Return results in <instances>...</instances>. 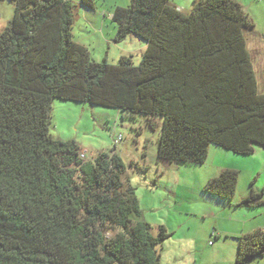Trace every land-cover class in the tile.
<instances>
[{
    "label": "trees",
    "instance_id": "16d2710c",
    "mask_svg": "<svg viewBox=\"0 0 264 264\" xmlns=\"http://www.w3.org/2000/svg\"><path fill=\"white\" fill-rule=\"evenodd\" d=\"M12 1L0 30V264H159L171 231L151 233L118 155L81 158L74 139L50 134L51 101L159 119V159L202 163L211 143L250 154L264 148V92L245 38L252 19L236 0H193L187 13L169 0H129L112 10L114 41L133 34L146 46L137 63L129 54L109 62L72 38V0ZM79 2L94 9L96 0ZM237 176L224 167L202 189L229 200ZM262 204L252 181L236 202ZM236 239L233 264L264 254V229Z\"/></svg>",
    "mask_w": 264,
    "mask_h": 264
},
{
    "label": "rangeland",
    "instance_id": "374dc122",
    "mask_svg": "<svg viewBox=\"0 0 264 264\" xmlns=\"http://www.w3.org/2000/svg\"><path fill=\"white\" fill-rule=\"evenodd\" d=\"M72 2L75 3L72 38L82 41L93 59L105 57L115 62L123 52L131 53L134 63L139 61L143 40L128 34L121 41H114L113 22L104 19L110 10L107 6L101 4L98 10H93L82 6L79 0ZM12 12L13 1L0 0V30ZM247 12L254 27L245 32L246 47L259 89L263 91L264 5L250 7ZM122 113L115 107L53 98L49 132L54 138L74 139L85 150V159H93L100 152L115 153L121 158L124 164L121 180L124 185L134 187L151 233L156 235L159 224L171 231L157 245L159 264H233L236 243L230 238L220 242L223 233L220 237L214 234L219 230L217 227H227L230 218L237 217V198L248 193L249 182L264 188V164L259 162V169H254L244 163L250 159L249 155L236 154L215 144H211L202 163L159 159L156 150L160 120L147 119L141 113ZM118 134L121 138L114 142ZM225 164L235 166L229 168L238 171L235 195L229 200L202 189L206 180L217 175ZM260 207L264 208V204ZM108 229L109 234L119 231L113 224H108Z\"/></svg>",
    "mask_w": 264,
    "mask_h": 264
},
{
    "label": "crops",
    "instance_id": "0c3cea01",
    "mask_svg": "<svg viewBox=\"0 0 264 264\" xmlns=\"http://www.w3.org/2000/svg\"><path fill=\"white\" fill-rule=\"evenodd\" d=\"M192 1L193 0H169V2L173 6H175L179 11H181L183 13H187L189 11V9H190V7L192 5ZM236 1H238L242 5L243 9L246 12L248 11V9H250V7L257 6V5H259V6L264 5V0H236ZM128 2H129V0H101V1L97 0L95 2V8L93 10H98V7H100L101 4L104 5V6H107L110 10H107V12L105 11L106 14H107V17H105L104 19L110 18V20H111V14H112V10H113L114 6H116V5H127ZM113 26L115 28V24L114 23H113ZM249 31H251V30H249ZM77 42L83 44L82 41H77ZM145 46H146V43L143 41V44L141 45V48H140L141 49L140 56H141V53L144 50ZM122 54H123V52H122ZM122 54H120V55H122ZM124 54H126V53H124ZM128 54L131 55V53H128ZM128 54H126V55H128ZM138 59H140V58H138ZM255 76H256V73H255ZM256 81H257V78H256ZM257 87L259 89L258 81H257ZM259 91L264 92V90L262 91L260 89H259ZM211 144H209V146H208V152L210 151ZM215 145L216 146H220V145H217V144H215ZM220 147H222V146H220ZM222 148H224V147H222ZM80 150L81 151H85L81 146H80ZM236 154H239V153H236ZM240 155H244V156L249 155L250 159L248 161H244V163L246 165L251 164L252 168H254V169H259V167H260L259 166V162L264 164V148L262 146H260V145H255L254 146V151L252 153H250V154H240ZM156 156H157V150H156ZM238 165L239 164H237V166H236L237 168H239ZM221 167L224 168V167H235V166H233V165L231 166L229 164H225V165H223ZM222 168H220V170ZM254 187L257 190L261 189L259 186H254ZM242 197H244V196H239L237 198V201L240 200ZM260 206L261 205L256 206V207L236 206L237 207V209H236L237 217L235 219H232V217H231L230 218V223L227 224L228 225L227 227H225V226L224 227L223 226L217 227L219 230L216 233L214 232L215 233L214 236L218 237L219 235H221V233H223L224 237H223V239H220L221 240L220 242H224L226 240V238H230V239H232L234 241V243H236L234 246L237 247L236 236L240 235L243 232L250 231V230H252L254 228H262V229H264V214H263L264 208L260 207ZM243 208H246L247 211L244 210ZM235 255H236V252H234V257H235ZM246 264H264V254L262 256H260V257H257L255 259L249 261Z\"/></svg>",
    "mask_w": 264,
    "mask_h": 264
},
{
    "label": "built area",
    "instance_id": "2783aa9c",
    "mask_svg": "<svg viewBox=\"0 0 264 264\" xmlns=\"http://www.w3.org/2000/svg\"><path fill=\"white\" fill-rule=\"evenodd\" d=\"M120 138H121V135L118 134V135L114 138V142H117ZM84 154H85V151H80V152H79V157L84 158V157H85Z\"/></svg>",
    "mask_w": 264,
    "mask_h": 264
}]
</instances>
